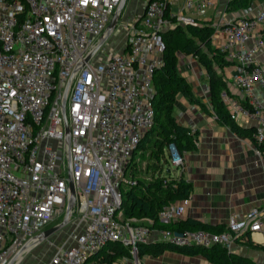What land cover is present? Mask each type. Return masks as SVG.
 I'll return each instance as SVG.
<instances>
[{
	"label": "built area",
	"instance_id": "1",
	"mask_svg": "<svg viewBox=\"0 0 264 264\" xmlns=\"http://www.w3.org/2000/svg\"><path fill=\"white\" fill-rule=\"evenodd\" d=\"M121 1L0 0V264L38 244L39 234L59 217L64 220L69 159L76 186V204L64 227L70 230L67 236L59 233L64 228L57 231L58 242L46 240L53 250L44 264H85L109 242H120L132 254L113 264H146L139 256L140 243L222 244L233 251L237 237L264 235V205L232 217L221 233L188 230L179 235L173 229L135 226L136 219L123 215L122 187L138 184L127 175L128 166L156 123L153 81L163 65L164 33L201 25L183 10L204 16L215 1L185 0L183 10L174 12V0H147L141 15L131 21L119 18L111 34L118 39L117 50L105 48L109 36L86 61ZM213 27L224 35L220 50L233 63L234 82L248 103L227 91L221 97L237 123H255L254 147L264 159V68L258 60L264 52V9L230 21L222 18ZM70 80L68 142L62 102ZM167 154L172 165L185 167L175 142ZM190 202L187 197L166 205L159 221L183 218Z\"/></svg>",
	"mask_w": 264,
	"mask_h": 264
},
{
	"label": "crops",
	"instance_id": "2",
	"mask_svg": "<svg viewBox=\"0 0 264 264\" xmlns=\"http://www.w3.org/2000/svg\"><path fill=\"white\" fill-rule=\"evenodd\" d=\"M147 0H133L128 9L127 18L141 15ZM185 0H174L171 10L181 12ZM214 7L206 15L183 10L186 15L199 19L201 25H214L224 18L230 21L240 16H253L264 9V0H253L246 9L229 10L230 0H214ZM224 35L214 33L212 47L219 49L224 42ZM178 68L193 88L195 99L192 102L185 95H179L174 108V116L179 124L187 127L198 138L197 150L186 151L185 167L174 169L173 174L193 184L189 195L191 202L180 220L196 221L201 224L225 226L232 217L243 216L249 209L264 205V159L259 157L255 143L217 119L212 104L209 75L192 54L179 53ZM258 60L264 68V52ZM218 71L228 85L230 96L248 103L244 92L234 82L233 63ZM225 91V90H224ZM242 127H254L255 123L240 124ZM173 169V168H170ZM171 171V170H170ZM138 221L152 222L150 219ZM52 240L58 242L54 238ZM234 252L250 257L253 261L264 263V235L261 232L244 234L234 241ZM53 248H50L52 252ZM146 264H211L201 255H184L176 251H166L160 256L144 255ZM130 264V261L124 264Z\"/></svg>",
	"mask_w": 264,
	"mask_h": 264
},
{
	"label": "trees",
	"instance_id": "3",
	"mask_svg": "<svg viewBox=\"0 0 264 264\" xmlns=\"http://www.w3.org/2000/svg\"><path fill=\"white\" fill-rule=\"evenodd\" d=\"M253 0H230L228 9H246ZM215 28L210 25H180L175 29L165 31L164 38L166 50L163 55V65L154 74L153 85L155 93L153 101L156 109V123L151 130L146 132L138 145L136 152L129 164L128 174L137 181V185L122 189L123 215L127 219H150L154 227H166L178 232L208 230L221 233L224 226L201 224L196 221L176 220L169 224L159 221V212L171 202H177L189 197L193 184L184 178L176 177L169 166L167 147L175 142L182 154L186 151L197 150L198 138L189 128L179 124L174 116V108L179 95H185L192 102L195 99L193 88L178 68L179 53L192 54L207 69L210 83V93L214 112L222 124L232 131L251 139L255 144V127H242L230 115L221 93L228 92L227 82L218 71V66L230 65L225 53L212 47ZM243 104L247 105V103ZM262 148L264 146L262 145ZM140 151V157L146 161V154L150 155L147 169H151L149 179L136 178L135 158ZM151 160V161H150ZM147 162V161H146ZM170 167V168H167ZM139 256H160L166 251H176L184 255H201L211 264H264L253 261L250 257L230 251L224 245L212 247L188 246L180 247L163 242L140 243ZM123 256H132L130 248L120 242H109L103 250L92 255L85 264H113Z\"/></svg>",
	"mask_w": 264,
	"mask_h": 264
},
{
	"label": "rangeland",
	"instance_id": "4",
	"mask_svg": "<svg viewBox=\"0 0 264 264\" xmlns=\"http://www.w3.org/2000/svg\"><path fill=\"white\" fill-rule=\"evenodd\" d=\"M133 0H127V5L125 7V9L123 10L122 12V15L120 16V22H122L124 19H128L127 18V12H128V9H129V6L131 5ZM129 20V19H128ZM131 21V20H129ZM121 30V29H120ZM119 29L116 30V32L114 33V35L119 33L120 31ZM118 39H115L111 36V38H109V40H107L104 44L105 48L107 50H113L116 49L117 50V47H118ZM55 144V142H53ZM147 157H146V161L142 160L143 158H141L140 156V151L138 152L137 154V157L135 158V167H136V174H135V177L136 178H142V179H149L150 176L152 175L151 174V169H147V163L149 162L148 159H150V155L149 154H146ZM168 158H169V154H168ZM65 161L66 163L68 162V157L66 155V158H65ZM151 161V160H150ZM68 166V165H67ZM169 166L173 169H179L180 168H177L176 166L172 165L170 162H169ZM167 166V168H170ZM65 175L68 176V171L65 172ZM128 176H130L129 174H127ZM128 188V185L124 184L122 189H126ZM62 218L63 217H59L57 219L56 222H54L52 224V226H56L58 223H60L62 221ZM125 221H127V219H125ZM149 224H146L145 222H141V221H138V220H135V221H132V224L135 225V226H139V225H145V226H149V227H153V228H164V229H167L166 227H157L153 225V222H148ZM164 224V223H162ZM70 230V228H64L63 231L59 232V233H62L64 235L67 236L68 234V231ZM57 234V236H55L54 238L57 240L58 236H60V234ZM61 238V237H60ZM59 241V240H58ZM50 243L49 241H42L41 243H38L36 244L35 246H33L32 248H30L29 250H27L24 254V256L16 263V264H44L47 262V260L49 259L50 255H51V251H50ZM128 264V263H127Z\"/></svg>",
	"mask_w": 264,
	"mask_h": 264
},
{
	"label": "water",
	"instance_id": "5",
	"mask_svg": "<svg viewBox=\"0 0 264 264\" xmlns=\"http://www.w3.org/2000/svg\"><path fill=\"white\" fill-rule=\"evenodd\" d=\"M127 0H122L120 3V6L116 10V13L113 15L111 19V23L108 26L106 34L101 38V42L91 51L90 55L86 58V61L91 60L94 56L95 53L101 48V45L111 36V34L114 32L116 29V26L118 24V20L123 12V10L126 7ZM71 80L69 81L67 85V89L65 91L64 97H63V113H64V118L66 120V126H67V136H68V142H70L71 136H70V128H69V123L67 120V115H66V108H67V99L70 93V85H71ZM69 185H70V198H69V205L66 210V213L64 215V220L60 223H58L56 226H53L39 234L37 243H41L42 241H46L47 239L51 238L53 235L57 233V231L61 230L62 228L66 227L69 222H70V215L73 210V206L76 204V186L74 185L73 181V173L71 169V164H70V159H69ZM179 235H182L181 232L178 233ZM30 248V246H25L23 249L19 251V253L9 262V264H16L25 254V252Z\"/></svg>",
	"mask_w": 264,
	"mask_h": 264
}]
</instances>
